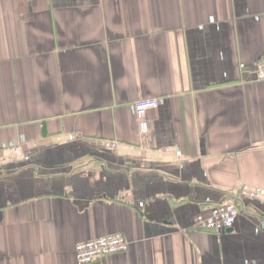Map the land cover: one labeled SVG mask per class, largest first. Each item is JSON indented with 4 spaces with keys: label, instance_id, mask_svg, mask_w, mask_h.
<instances>
[{
    "label": "crops",
    "instance_id": "0c3cea01",
    "mask_svg": "<svg viewBox=\"0 0 264 264\" xmlns=\"http://www.w3.org/2000/svg\"><path fill=\"white\" fill-rule=\"evenodd\" d=\"M262 60L264 0H0V264H264V200L195 221L264 188Z\"/></svg>",
    "mask_w": 264,
    "mask_h": 264
},
{
    "label": "built area",
    "instance_id": "2783aa9c",
    "mask_svg": "<svg viewBox=\"0 0 264 264\" xmlns=\"http://www.w3.org/2000/svg\"><path fill=\"white\" fill-rule=\"evenodd\" d=\"M241 69H245L244 64H240ZM255 80H264V60L253 71ZM160 104V100L142 99L135 101L131 105L133 114L138 119L141 132L148 131L145 116L149 110L156 109ZM102 144L107 148H115V140H103ZM15 155H20L21 151L13 142L9 143ZM164 152L171 153L170 148H165ZM173 154L176 158L181 157L179 150H174ZM241 197L248 200H264V188L258 186H251L242 184L234 197L229 201H224L214 206L207 214H198L195 218L197 224L206 229H229L233 226L238 215V208L236 206V198ZM129 248V242L120 233L108 234L88 240H84L76 244L74 249L75 260L78 264H88L98 261L106 255L126 252Z\"/></svg>",
    "mask_w": 264,
    "mask_h": 264
}]
</instances>
